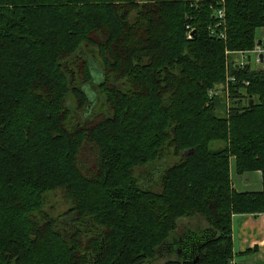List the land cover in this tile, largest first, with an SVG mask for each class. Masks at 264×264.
Wrapping results in <instances>:
<instances>
[{"label":"trees","instance_id":"trees-1","mask_svg":"<svg viewBox=\"0 0 264 264\" xmlns=\"http://www.w3.org/2000/svg\"><path fill=\"white\" fill-rule=\"evenodd\" d=\"M258 31L264 0H0V264H232L264 215V67L232 56Z\"/></svg>","mask_w":264,"mask_h":264},{"label":"crops","instance_id":"crops-1","mask_svg":"<svg viewBox=\"0 0 264 264\" xmlns=\"http://www.w3.org/2000/svg\"><path fill=\"white\" fill-rule=\"evenodd\" d=\"M258 39L264 50V31H259ZM237 60V58H236ZM233 57V61H236ZM264 67V53L261 64ZM232 187L237 192H258L262 189L260 172H251L241 176L235 173L234 160L230 162ZM232 264H264V215H235L232 217Z\"/></svg>","mask_w":264,"mask_h":264},{"label":"rangeland","instance_id":"rangeland-1","mask_svg":"<svg viewBox=\"0 0 264 264\" xmlns=\"http://www.w3.org/2000/svg\"><path fill=\"white\" fill-rule=\"evenodd\" d=\"M259 34H260V32L258 31L257 36H259ZM84 56H85V58H88V57L90 58L88 53H85ZM232 56L235 57V60H236V56H234V55H232ZM90 71H91V75L93 77L94 82L99 83L102 79V74H101L100 70L95 66V67L90 68ZM217 93L224 95L226 97V103L227 104L229 103V99H228L229 94H228L227 87L225 84H221L217 87ZM215 146L216 145H213V147H215ZM87 153H89V152H87ZM88 158H91V155H89V154H87L86 156L82 155L80 158L82 163L86 164L84 166L86 170L91 168L89 165L92 164L91 162H89ZM68 208H69V204L67 202H65L64 197L62 195V192L57 191L53 194H50L46 198L44 211L49 213L52 216H57V215H60L63 212H65Z\"/></svg>","mask_w":264,"mask_h":264},{"label":"built area","instance_id":"built-area-1","mask_svg":"<svg viewBox=\"0 0 264 264\" xmlns=\"http://www.w3.org/2000/svg\"><path fill=\"white\" fill-rule=\"evenodd\" d=\"M215 16L218 20V22H220L219 25H222L224 22H223V18H224V11L223 9H218L215 13ZM219 37L222 38L223 40L225 39V34L222 30H220V33H218ZM188 38H190V34H188ZM261 53H264V50H260L259 48H255L253 51L251 52H238V55L240 56V62L238 63V66L237 67H244V64L246 62V60L248 59V55L251 54L253 56V61H254V64H259L260 63V60H259V55ZM233 82L234 81V78H230V79H226V87L228 86V82ZM216 93L215 92H210V96H214Z\"/></svg>","mask_w":264,"mask_h":264},{"label":"bare ground","instance_id":"bare-ground-1","mask_svg":"<svg viewBox=\"0 0 264 264\" xmlns=\"http://www.w3.org/2000/svg\"><path fill=\"white\" fill-rule=\"evenodd\" d=\"M257 47H260V46H257ZM260 50H262L261 48H259ZM228 54V53H227ZM233 54V53H232ZM235 56H237L238 57V61L237 62H235V65L236 66H238V63L240 62V56L238 55V52L237 53H235L234 54ZM249 55H251V54H249ZM262 55H263V53H261L260 55H259V60H260V63L258 64V65H260L261 64V58H262ZM248 57V56H247ZM256 66H258L257 64H255Z\"/></svg>","mask_w":264,"mask_h":264},{"label":"water","instance_id":"water-1","mask_svg":"<svg viewBox=\"0 0 264 264\" xmlns=\"http://www.w3.org/2000/svg\"><path fill=\"white\" fill-rule=\"evenodd\" d=\"M261 44H262V42L259 41V42L257 43V46H261ZM250 103H251V102H250Z\"/></svg>","mask_w":264,"mask_h":264}]
</instances>
